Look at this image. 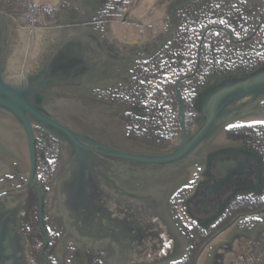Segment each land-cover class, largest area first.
<instances>
[{
  "label": "flooded vegetation",
  "instance_id": "af4514ba",
  "mask_svg": "<svg viewBox=\"0 0 264 264\" xmlns=\"http://www.w3.org/2000/svg\"><path fill=\"white\" fill-rule=\"evenodd\" d=\"M0 8L7 11L4 5L0 4ZM94 28L90 26L87 32ZM173 34L171 28L160 41L116 47L99 42L105 48L94 46V42L75 46L74 42L59 40L48 48L46 61L28 75L19 74V80L29 75L40 78L42 68L64 69L72 76V89L67 97L59 92L55 101L58 106L47 108L52 118L116 148L170 149L177 145V138L168 148L159 149L133 136L139 137L148 118L149 80L140 73L139 66L151 61ZM86 54L90 58L85 60L82 57ZM200 59L201 50L199 65ZM197 63L198 51L196 66ZM216 76L214 84L208 81ZM258 77H264V57L259 64L213 72L202 79L192 91L188 105L184 103L189 136L204 124L203 111L225 81L233 85ZM261 91L256 92L255 99L247 95L233 103L232 108L239 107L236 119L231 113L233 120L202 144L196 154L169 166L129 165L119 158L77 150L31 118L37 150L34 182L44 196V226L49 239L44 255L48 261L51 264H178L191 253V237L213 232L200 246L193 264H199V258L206 252L210 256L207 264H219L218 260L224 257L222 251L233 250L232 245L238 239L251 240L263 235L264 243V143L258 147L243 130L244 126L264 128V123H239L249 107L264 109ZM62 102L67 105H61ZM123 106L126 110H122L120 116L122 119L124 116L125 121L120 122L119 128L123 136L118 138L117 108ZM7 123L19 124L24 134L23 142L19 138L20 147L25 144L28 149L22 125L11 113L0 109L2 140ZM219 133L221 139L216 138ZM139 144L140 149L135 148ZM4 146L0 144V264H29V257L37 264H45L40 256L45 234L38 218V192L28 185L29 151L25 173L21 166L13 165L6 158ZM240 202L248 209L258 208L237 213L226 222L231 210ZM173 218L178 221L177 226ZM234 219L233 224L199 254L202 247ZM167 240H171V247ZM147 241L151 242V247L135 250ZM159 248V255H153V260L124 261L141 255L148 259L151 255L146 252L153 254V250Z\"/></svg>",
  "mask_w": 264,
  "mask_h": 264
},
{
  "label": "trees",
  "instance_id": "16d2710c",
  "mask_svg": "<svg viewBox=\"0 0 264 264\" xmlns=\"http://www.w3.org/2000/svg\"><path fill=\"white\" fill-rule=\"evenodd\" d=\"M104 1L98 18L105 21L121 19L133 2ZM21 10L24 13L23 6ZM168 23L174 31L170 42L151 61L139 66L140 73L149 80L148 118L147 126L140 129L139 137L133 136L159 149L168 148L180 133L175 83L194 71L198 46L205 29L216 26L206 34L202 43L198 73L186 78L180 85L186 106L192 91L207 75L234 68L244 69L259 64L264 57V0H188L171 9ZM243 130L248 132L249 139L257 142L258 147L264 143V128L244 126ZM255 208L258 207L248 209L245 203L240 202L225 221L237 213ZM212 233L191 237V253L183 263L178 264H193L200 246Z\"/></svg>",
  "mask_w": 264,
  "mask_h": 264
},
{
  "label": "water",
  "instance_id": "95a60500",
  "mask_svg": "<svg viewBox=\"0 0 264 264\" xmlns=\"http://www.w3.org/2000/svg\"><path fill=\"white\" fill-rule=\"evenodd\" d=\"M8 18L7 14L0 12V109L11 113L22 125L27 136L31 170L28 185H32L38 192V218L45 234V243L40 250V256L45 264H51L44 255L49 239L44 226V196L41 189L34 182V173L37 166V150L31 118L53 130L59 137L65 139L77 150H85L89 154L98 153L108 157L119 158L129 165L138 164L144 167L169 166L184 161L196 154L202 144L213 137L229 121L233 120L230 119L231 113L234 114L233 117L236 119V116L239 114L237 110L239 107L232 108L231 105L233 103L247 95H253L255 99L259 89H262L261 92L264 94V77L262 79L260 77L245 79L242 82L221 88L215 99L203 111L204 124L199 130L189 136L186 122V108L180 91L181 82L188 76L181 77L175 83L177 115L181 126V134L177 145L162 151L148 149L132 151L116 148L92 136L74 131L49 115L47 108L58 106L55 101L58 100L57 94L59 92L63 97L64 95L66 97L69 96L68 91L72 89V76L68 71L64 69L51 71V69L42 68L40 78L30 75L27 79L19 81H17L19 79L17 75H12L13 79L10 78L11 76L7 73L6 69V61L10 51L14 48V44ZM261 25L262 22L258 25L255 32ZM213 28H216V26H210L203 32L198 47V63L193 74L189 76L197 73L201 44L206 34ZM125 43L131 45L138 43V41L127 40ZM235 220L214 235L202 247L199 254L212 240L230 227Z\"/></svg>",
  "mask_w": 264,
  "mask_h": 264
},
{
  "label": "rangeland",
  "instance_id": "374dc122",
  "mask_svg": "<svg viewBox=\"0 0 264 264\" xmlns=\"http://www.w3.org/2000/svg\"><path fill=\"white\" fill-rule=\"evenodd\" d=\"M188 0H180L177 3H174L172 5H170L171 3H167V0H149L148 1V8L149 9H153V8H160V10L162 12H160L159 9H157V14L160 13L161 18L157 19L156 22H152L150 24V26H143V22L141 24L140 20L138 21L137 19H131V20H126V23L120 22L123 21L125 18H127V13L129 11V8L131 7V5L129 6L127 12L125 13V15L118 20H110V21H105V20H100L98 18L99 12L100 10L103 8L105 1L101 0L100 3V7L99 9L96 11L95 14H90V16L88 15V17L85 15L86 18V23L84 24V29L87 32L88 30H90V26H92V28L96 27V29L94 28V30H91V32H87L85 35V44H90L92 42L94 46L103 48L104 45H102L99 42H105L107 41L108 44H113L115 47L116 46H120V45H126V41L127 38L125 37L124 41L119 42L116 41L115 39H111V38H106L105 39V33H106V25L105 23L108 22V26L111 25V23L115 22L114 25H112L110 28L111 31L113 32L114 30H116L115 28L117 26H120L121 28H124V24H125V29L128 30H132L133 32L131 33V35L133 37H135V39H129V40H137L138 42H143V41H152L155 40L156 41H160L162 40L165 36H167V34L169 33L170 25L168 23V13L171 11V9H174L175 7H178L180 4L186 2ZM29 2V4H28ZM43 2H52V4H56V5H51V4H45ZM168 2H170V0H168ZM0 4L4 5L7 8V11H4L3 9L0 8V12L7 14V16L9 17V25L11 24V34L13 37L19 36L18 34H20L21 39L26 37V38H30V34H32L31 32H33L36 29L39 28H43V27H47L49 29H51V31L55 30L56 28H59L60 26L64 25L67 22H73L76 21L78 18L83 17V15L85 14V11H81V10H70L71 7L69 6L68 3H63L61 1H56V0H30V1H25V0H0ZM96 4V3H95ZM30 5H33V7H40L41 11L38 13L37 15V22L34 25H28L27 23V19H26V15L29 13L30 10ZM21 6L24 7V13H22L21 10ZM63 10H68L67 15H65V13L62 14ZM89 9H87L88 11ZM88 12H91L88 11ZM69 15V16H68ZM84 18V17H83ZM128 19V18H127ZM118 21V22H117ZM132 22V23H130ZM117 23V24H116ZM90 25V26H88ZM127 25V27H126ZM130 27V28H129ZM41 30V29H40ZM95 31V32H94ZM97 32V33H96ZM18 33V34H17ZM90 34V36H89ZM15 39V38H14ZM31 41H33L34 44V50L36 52V56L34 57L33 60H28L27 59V65H25L23 67V70L21 71V76H25L28 75L33 68H36L40 63H43L44 61H46V54H47V50H46V46L42 45L41 42V37L39 39V36L36 35L34 36ZM74 42V45H76V42H78V40H74L71 41ZM84 47V46H83ZM17 46L13 49L16 50ZM105 48V47H104ZM85 51H87V47H85L84 49ZM80 52L83 53V51L81 50ZM45 53V55H44ZM88 54V53H87ZM83 56L82 58H84L86 60V58H90L88 55ZM39 62V63H38ZM19 74L17 75V78L20 77ZM19 81V79L17 80ZM210 81V83L214 84L215 82H217V76L215 77V79H210L208 80ZM227 81H225L220 87L219 89L226 87L228 85H230L231 82L225 84ZM61 104V103H59ZM61 105L66 106V102H62ZM72 105V104H71ZM122 110H126L125 106L117 108V112L119 111V115L120 116L122 114ZM116 111V110H115ZM189 111V110H188ZM124 112V111H123ZM244 115L239 119V123H264V109H257L256 107H249L248 111L246 113H243ZM74 117L78 118V115H73ZM80 116V115H79ZM121 117V116H120ZM118 117V121L116 122L115 126H116V131H117V135L118 138L122 135L123 136V132L120 131L121 129V125L120 122H122L124 124V116L123 119L122 117L120 118ZM178 117V115H177ZM80 118V117H79ZM82 118V115H81ZM106 119V118H105ZM104 119V120H105ZM8 125L4 128V131H6L4 133V137L2 140V136H0L1 140H0V144L4 147H6V153L7 155V159L11 160V163H13V165H18L22 167V171L26 173V170L28 168V149L26 147V145H22L20 147L19 144V138L21 139V141H24V134L22 133V131L19 128V124L18 126L13 124V123H7ZM107 124V123H105ZM2 124H0V134L3 131V127H1ZM108 125H110L108 123ZM124 126V125H123ZM123 130V129H122ZM126 133V127L123 130ZM127 137V135H126ZM179 135L177 136V141L179 139ZM217 139H221L222 138V134L219 133L218 136H216ZM176 141V139L174 140ZM221 141V140H220ZM219 141V142H220ZM222 142V141H221ZM140 144L139 145H135V148L140 149ZM167 150V149H166ZM227 172V173H226ZM223 173L225 174H230V172L228 171H224ZM26 178V176H25ZM173 221L175 222V225L177 226V220L173 218ZM220 238H223L220 237ZM238 239L233 245V250L230 249H225L224 251H222L223 254V258L218 260L219 264H264V243H263V235H259L258 238L252 237L251 240H240ZM167 245H169L171 247L172 242L171 240H167ZM158 244V242H157ZM219 245V244H218ZM152 244L151 242H148L143 244V245H138L135 250L138 251L139 249H142L144 247H151ZM167 246V247H169ZM166 247V248H167ZM135 251V253H136ZM149 251V249H148ZM160 251V248L157 249L156 251L153 250V254H151V252H146L147 254L151 255L150 258L145 259V257H143V255H141L138 258H134L135 254H133V252L131 254L132 257H128L126 258L124 261H128V262H143L145 260H153V255L158 257V253ZM207 253V252H206ZM206 253L204 255H206ZM202 255L199 258V264L203 258ZM207 256V255H206ZM135 260V261H134ZM37 264L35 259L33 257H29V264ZM203 264V263H201ZM206 264V263H205Z\"/></svg>",
  "mask_w": 264,
  "mask_h": 264
},
{
  "label": "crops",
  "instance_id": "0c3cea01",
  "mask_svg": "<svg viewBox=\"0 0 264 264\" xmlns=\"http://www.w3.org/2000/svg\"><path fill=\"white\" fill-rule=\"evenodd\" d=\"M58 1V0H56ZM61 2H65L68 3L69 6L71 7V11L72 10H81L84 12L85 14L83 15V17L78 18L76 21L73 22H67L64 25L60 26L59 28H56L55 30L51 31V29L47 28V27H43V28H39L34 30L33 32H31L32 34H30V38H23L21 39L20 34H18L19 36L13 37L11 34V37L13 38V44H14V48L17 46L16 50L13 49L10 51L9 53V57L6 61V69H7V73L12 76V75H16L21 73V71L23 70V67L25 65H27V59L33 60L34 57L36 56V52L33 51L34 50V44L33 41H31V39L38 35L39 39L41 37V44L45 45L46 50L48 51V48L51 47V45H53V43L59 41V40H63L65 42L67 41H74V40H78V42L76 43H82L84 44L85 41V29H84V24L87 22L85 15L88 17V15L90 16V14H95L96 11L99 9L100 7V3L101 0H59ZM148 1L149 0H134L133 4L131 5V7L129 8V11L127 13V18H125L123 21V23H126V20H131V19H137L138 21L142 20L143 22V26H150V24L153 22H156L157 19L161 18L160 13L157 14V9L160 10V8H153V9H149L148 8ZM180 0H170V2L167 3H171L170 5L177 3ZM45 4H51V5H56V4H52V2H43ZM96 3V4H95ZM87 9H89L88 11L91 10V12H88ZM162 10V9H161ZM160 10V12H162ZM65 13V15H67L68 10H63L62 14ZM69 16V15H68ZM118 22V21H117ZM141 22V24H142ZM108 22L105 23L106 25V33H105V39L111 38L112 40L115 39L116 41L122 42L124 41L125 37L127 38V40L129 39H135V37H133L131 35V33L133 32L132 30H128L125 29V24H124V28L117 26L113 32L111 31L112 28H110L112 25L115 24V22L111 23L110 26H108L107 24ZM132 23V22H130ZM117 24V23H116ZM11 25V24H10ZM127 27V25H126ZM130 28V27H129ZM41 29V30H40ZM15 38V39H14ZM126 40V39H125ZM106 43H108L107 41H105ZM45 55V53H44ZM39 63V62H38ZM26 67V66H25ZM207 255V256H206ZM206 255L203 256L201 263L203 264H207L210 260V256L209 253L207 252ZM121 256L119 258V260H121ZM117 261V260H116Z\"/></svg>",
  "mask_w": 264,
  "mask_h": 264
},
{
  "label": "built area",
  "instance_id": "2783aa9c",
  "mask_svg": "<svg viewBox=\"0 0 264 264\" xmlns=\"http://www.w3.org/2000/svg\"><path fill=\"white\" fill-rule=\"evenodd\" d=\"M25 1H30V0H25ZM40 11H41L40 7H33V5H30L29 13L26 15L28 25H34L37 22V15Z\"/></svg>",
  "mask_w": 264,
  "mask_h": 264
}]
</instances>
